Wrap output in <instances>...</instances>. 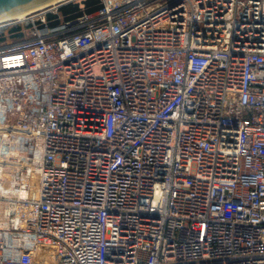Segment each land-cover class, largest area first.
<instances>
[{
  "label": "built area",
  "instance_id": "1",
  "mask_svg": "<svg viewBox=\"0 0 264 264\" xmlns=\"http://www.w3.org/2000/svg\"><path fill=\"white\" fill-rule=\"evenodd\" d=\"M75 1L0 22V264H264V0Z\"/></svg>",
  "mask_w": 264,
  "mask_h": 264
},
{
  "label": "water",
  "instance_id": "2",
  "mask_svg": "<svg viewBox=\"0 0 264 264\" xmlns=\"http://www.w3.org/2000/svg\"><path fill=\"white\" fill-rule=\"evenodd\" d=\"M58 0H0V20Z\"/></svg>",
  "mask_w": 264,
  "mask_h": 264
},
{
  "label": "trees",
  "instance_id": "3",
  "mask_svg": "<svg viewBox=\"0 0 264 264\" xmlns=\"http://www.w3.org/2000/svg\"><path fill=\"white\" fill-rule=\"evenodd\" d=\"M100 8V0H83L81 2H70L59 8V15L66 20L78 17L83 12L92 13ZM0 38V42L3 41Z\"/></svg>",
  "mask_w": 264,
  "mask_h": 264
},
{
  "label": "bare ground",
  "instance_id": "4",
  "mask_svg": "<svg viewBox=\"0 0 264 264\" xmlns=\"http://www.w3.org/2000/svg\"><path fill=\"white\" fill-rule=\"evenodd\" d=\"M63 1H66V0L54 1L52 3H48V4H46L44 6H41V7H37V8H34V9H30V10H26V11H23V12H19L17 14L11 15V16H9L7 18H4V19L0 20V22L6 21V20H12V19H16V20L23 19V18H25V16H27L28 14H30L32 12H35L37 10H41V9L47 7V6L58 4V3L63 2Z\"/></svg>",
  "mask_w": 264,
  "mask_h": 264
},
{
  "label": "rangeland",
  "instance_id": "5",
  "mask_svg": "<svg viewBox=\"0 0 264 264\" xmlns=\"http://www.w3.org/2000/svg\"><path fill=\"white\" fill-rule=\"evenodd\" d=\"M78 1L81 2V1H83V0H77V2H78ZM75 2H76V1H75Z\"/></svg>",
  "mask_w": 264,
  "mask_h": 264
}]
</instances>
